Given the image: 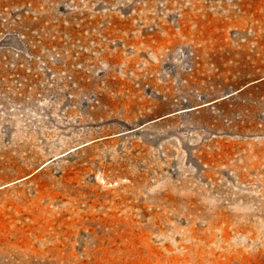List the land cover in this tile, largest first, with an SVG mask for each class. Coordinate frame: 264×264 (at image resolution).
<instances>
[{"label": "rangeland", "instance_id": "374dc122", "mask_svg": "<svg viewBox=\"0 0 264 264\" xmlns=\"http://www.w3.org/2000/svg\"><path fill=\"white\" fill-rule=\"evenodd\" d=\"M0 264H264V0H0Z\"/></svg>", "mask_w": 264, "mask_h": 264}]
</instances>
